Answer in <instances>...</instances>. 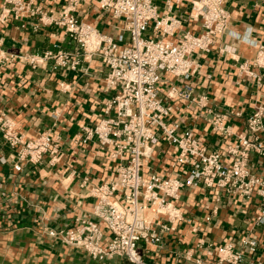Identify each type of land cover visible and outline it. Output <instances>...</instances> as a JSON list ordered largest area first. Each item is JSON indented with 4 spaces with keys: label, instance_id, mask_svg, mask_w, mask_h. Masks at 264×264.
Returning a JSON list of instances; mask_svg holds the SVG:
<instances>
[{
    "label": "crops",
    "instance_id": "0c3cea01",
    "mask_svg": "<svg viewBox=\"0 0 264 264\" xmlns=\"http://www.w3.org/2000/svg\"><path fill=\"white\" fill-rule=\"evenodd\" d=\"M152 1L162 16L182 19L183 31L201 32L199 23L189 19L196 0H173L170 11L167 0ZM65 2L45 0L42 8L58 15ZM2 8L0 0V14ZM225 8L230 16L227 31L217 39L214 50L194 54L200 69L191 82L197 97H207L206 106L184 100L171 102L166 97L173 85L185 82L182 79L165 74L159 84L164 103L172 104L170 121L178 123L182 130L193 129L207 153L224 152L233 139L213 129L214 114L228 115L226 125L231 126V132L243 133L252 109L264 105V70H258L261 83L252 78L240 82L238 78L239 66L254 60L259 48L264 47V0H226ZM76 14L114 39L122 33L129 43L124 21L100 10L97 0H86ZM37 22L38 16L0 23V114L17 133L28 138L49 133L58 142L60 152L56 164H49L47 159L40 166L24 164L23 170L17 172L13 168L14 150L0 131V264H133L122 257L93 260L83 250L49 235L50 230H69L77 219L92 217L98 201L93 189L118 177L119 163L111 160L97 143L77 142L81 128L99 122L105 102L117 90L106 88L104 79L109 68L98 55H81L76 70L58 67L54 60L32 66L31 55L43 56L59 50L74 55L78 48L63 28L46 26L34 31L32 26ZM144 36H154L153 23ZM175 153L173 147L161 141L152 158L145 161L143 176H172ZM251 170L264 176V161L253 159ZM208 196L202 190L183 194L178 206L192 220L191 224L179 223L160 247L144 250L146 264H194L187 253L201 238L215 245H238L251 236L255 205H243L242 212H235L225 204L210 222H205L207 209L197 204L208 207ZM152 212L146 210L144 216L150 219ZM255 232L262 243L257 258L264 259V227ZM105 233L109 234L106 230ZM199 255L209 260L200 251L195 252L193 259Z\"/></svg>",
    "mask_w": 264,
    "mask_h": 264
},
{
    "label": "built area",
    "instance_id": "2783aa9c",
    "mask_svg": "<svg viewBox=\"0 0 264 264\" xmlns=\"http://www.w3.org/2000/svg\"><path fill=\"white\" fill-rule=\"evenodd\" d=\"M44 1L3 0L0 23L38 16L34 31L60 27L78 44L74 55L63 50L31 55L29 63L34 67L54 60L58 67L76 70L81 55L101 57L109 68L105 86L117 90V94L105 102L103 116L95 126L81 128L77 142L97 143L119 163L117 179L93 189L98 201L92 217L77 219L69 230H50L49 235L83 250L93 260L122 257L133 264H146L144 250L160 247L179 223L191 224L178 206L183 194L202 190L209 195L208 207L197 204L207 209L205 222H210L225 204L235 212H242L243 205H255L251 236L238 245H215L201 238L187 253L188 259L194 264H264V259L257 258L262 243L255 232L264 227V176L251 170L253 159L264 161V105L252 109L243 133L231 132V126L226 125L228 115L214 114L213 129L233 139L224 152L207 153L193 129L182 130L170 121L172 104L164 103L159 90L164 75L170 74L185 81L170 88L166 97L171 102L184 100L206 106L207 97H197L191 82L200 69L194 54L214 50L217 39L227 31L230 16L226 0L192 2L189 19L199 23L198 34L183 31L182 19L162 16L152 0H97L100 10L124 21L130 34L128 44L122 33L114 39L77 16L86 0H66L58 15L45 12ZM172 1H166L168 11L173 8ZM152 23L154 36L145 38ZM258 70H264V47L259 48L254 60L239 66L240 82L252 78L261 83ZM0 131L14 150L15 171L21 172L24 164L40 166L47 159L51 165L58 163L59 145L49 133L28 138L17 133L4 114H0ZM161 141L176 150L171 164L173 175L165 178L154 173L145 178V161L152 158ZM146 210H153L150 219L142 214ZM196 251L209 260L202 255L193 259Z\"/></svg>",
    "mask_w": 264,
    "mask_h": 264
},
{
    "label": "bare ground",
    "instance_id": "6f19581e",
    "mask_svg": "<svg viewBox=\"0 0 264 264\" xmlns=\"http://www.w3.org/2000/svg\"><path fill=\"white\" fill-rule=\"evenodd\" d=\"M145 211L142 212V214H144Z\"/></svg>",
    "mask_w": 264,
    "mask_h": 264
}]
</instances>
